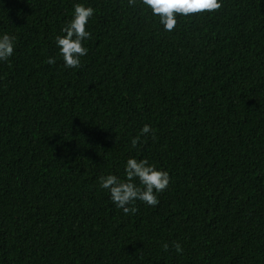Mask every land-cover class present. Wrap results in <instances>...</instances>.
Masks as SVG:
<instances>
[{"label": "trees", "instance_id": "1", "mask_svg": "<svg viewBox=\"0 0 264 264\" xmlns=\"http://www.w3.org/2000/svg\"><path fill=\"white\" fill-rule=\"evenodd\" d=\"M221 2L167 32L141 0H0V264H264V0ZM74 3L95 13L69 69ZM129 157L170 175L134 215L98 183Z\"/></svg>", "mask_w": 264, "mask_h": 264}, {"label": "clouds", "instance_id": "2", "mask_svg": "<svg viewBox=\"0 0 264 264\" xmlns=\"http://www.w3.org/2000/svg\"><path fill=\"white\" fill-rule=\"evenodd\" d=\"M141 3L151 10L153 16L159 17V23L167 32L176 29L177 17L218 12L223 7L221 0H141ZM128 4L135 7L137 0H128ZM94 13L93 7L74 3L72 18L61 29L64 35L56 36L55 42L66 68L81 67L80 58L88 54V49L83 42L92 36V33L86 30V26ZM15 39V36L7 33L0 36V61H8L14 54ZM46 63L55 64L56 59L49 57ZM149 133L154 139L155 133L151 125L145 124L140 134L132 138V148L137 147L141 136L147 139ZM125 172L126 179L124 180L113 174L101 175L98 179L99 187L108 190L114 205L122 209L125 215H134L138 212V208L134 206L137 200L148 206H157L159 204L157 193L166 191L170 184L169 173L157 169L155 165L150 164L147 158L137 160L132 157H129L126 162ZM137 179L140 182L139 186L135 183ZM172 247L177 253H183L179 242L173 241ZM163 248L168 251L169 244L164 243Z\"/></svg>", "mask_w": 264, "mask_h": 264}]
</instances>
